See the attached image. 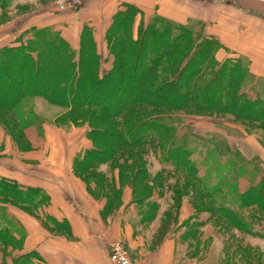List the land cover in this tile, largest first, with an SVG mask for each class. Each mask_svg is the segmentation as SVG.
<instances>
[{
    "label": "trees",
    "instance_id": "trees-1",
    "mask_svg": "<svg viewBox=\"0 0 264 264\" xmlns=\"http://www.w3.org/2000/svg\"><path fill=\"white\" fill-rule=\"evenodd\" d=\"M11 1L0 0V10H7ZM142 14L131 3L115 13L105 35L108 49L105 58L90 26L83 28L77 47L51 27L16 30L0 47V107L21 106L18 124L24 135L29 122L40 121L44 130V121L28 106L34 97H43L61 107L63 112L58 120L63 118L70 125L86 124L93 147L76 157L75 170L86 172L100 163L118 169L120 181L133 187L145 219L146 208L156 214L158 203L148 199L154 191L162 190L157 182L169 174L166 169L155 175L150 173L145 158L147 150L154 149L160 161L171 162L174 170L185 171L195 182L203 183L192 159L201 137L194 130L181 133L183 127L188 129L191 124L186 125L185 118L180 119L179 115L230 114L264 127V76L252 72L246 56L218 59L223 46L207 32L205 21L191 18L181 23L154 14L146 26L144 16L139 20L136 33L138 16ZM104 60H112L109 69L103 67ZM251 90L256 92L255 98L249 95ZM27 98L30 100L26 103ZM215 125L223 126L226 133L234 130L223 124ZM6 126L0 121V129L5 131ZM210 134L212 137L220 133L211 130ZM226 140L225 146L222 145L225 148H221L226 151L225 156L216 154L215 160L223 167L228 166L226 173L232 177L236 175L235 169H242L247 160ZM214 148L217 151V145ZM124 158L130 161V166L123 164L127 162ZM126 168H130L131 177L126 175ZM251 175V178L260 176V180L244 190L236 189L237 183L228 177L224 180L218 177L213 188L206 190L216 211L229 218L233 227L249 232L238 211L218 202L216 193L224 190V195L237 206H255L264 211V174L256 168ZM47 201L48 196L41 189L23 187L17 181L0 177L2 250L14 249L23 238L20 239V222L11 218L8 203L14 202L33 212ZM180 207L181 203L178 210ZM12 257L11 264H20V256Z\"/></svg>",
    "mask_w": 264,
    "mask_h": 264
},
{
    "label": "crops",
    "instance_id": "crops-1",
    "mask_svg": "<svg viewBox=\"0 0 264 264\" xmlns=\"http://www.w3.org/2000/svg\"><path fill=\"white\" fill-rule=\"evenodd\" d=\"M27 1L20 0V7ZM196 1L199 3V0ZM208 1L213 2L214 9H217V4H222L223 7H234L240 11L241 21L245 25L244 32H250L252 28L250 31L248 29L251 23H256L258 34L251 33L257 38L256 41L252 40L256 44L247 42L252 49L250 52L238 47L237 41L232 38L233 33L227 27L214 30L212 20H207L202 17L200 10H195L198 5L193 6L195 0H83L77 12L58 11L52 4L31 22L20 25V32L32 26L51 27L60 31L72 46L77 47L83 28L90 26L96 42L100 44L105 40L115 13L124 9L125 4L131 3L143 12L138 16L137 24L143 16L151 18L154 14L181 23L191 18L203 19L207 32L226 47L218 53L220 60L246 56L250 59L252 72L256 76H264L263 9L258 3L255 5L243 0ZM58 130L46 128L45 131L44 128L45 146L38 152L46 154L47 158L36 163L37 172L33 170L31 175L20 174L18 180L20 186L41 189L48 196L47 203L34 209L33 213L20 207V215L17 214L21 225L20 239L23 237L20 240V253L16 254L20 256V264L24 261L32 264H114L109 254V246L114 241L124 242L136 264H184L183 257L178 254L183 245L179 237L185 221L195 218L188 202L184 201L176 212V224L172 230H168L158 245L151 249L150 245L156 239L159 226L152 233L149 228L153 223L164 220L167 215V208L163 206L166 189L163 194L154 191L148 199L158 202L159 208L153 222L144 225L143 209H138L140 205L133 187L120 181L119 170L108 163H100L89 168V172L86 171L85 174H93L92 177H80L76 174L78 170H75L74 159L89 147L79 146L75 149L64 145L60 133L62 131ZM148 241L151 242L149 245ZM3 263L0 257V264Z\"/></svg>",
    "mask_w": 264,
    "mask_h": 264
},
{
    "label": "rangeland",
    "instance_id": "rangeland-1",
    "mask_svg": "<svg viewBox=\"0 0 264 264\" xmlns=\"http://www.w3.org/2000/svg\"><path fill=\"white\" fill-rule=\"evenodd\" d=\"M54 1L55 0H28L26 3L21 4L22 6L20 7V0H12L10 5L6 7L7 10H0V47L12 37V33L20 29V25L28 21L31 22L35 16H40L48 6L52 4L55 6ZM243 1L255 5L258 3V6L264 11V0ZM212 3L208 0H199L198 3L195 0L193 6L196 7L198 4L195 10H200L203 15H201L202 17H205L207 20H212V28L214 30L218 31L227 27V29L231 30L229 32L233 33L234 36L231 37L237 41L236 44L238 47H243L241 48L243 51L250 52L252 49L247 42L249 41L250 44H256L252 41L257 40V38L253 36V34H258L255 28L256 23H251V26H253L249 27L248 31L252 28L250 32L247 33V30L244 32L245 25L241 21L240 11H237L234 7L231 9L230 7H223L222 4H217V9H214ZM78 9L73 11L77 12ZM229 17H231V22ZM142 19V21L145 22V26L152 20V18ZM202 21L204 20L202 19ZM138 30L139 24L135 27L136 33H138ZM247 35H249V37H247ZM243 39H246L245 42H242ZM97 44L99 52L105 58L108 55L106 41L103 40L100 44L98 42ZM222 46V49L226 48L223 44ZM111 63L112 60H104L103 67L109 69L112 65ZM14 92L15 89H13V93ZM249 95L255 98L256 92L251 90L249 91ZM28 100L30 99L27 98V100L24 101L27 103ZM28 106L30 110L35 112L40 119L44 121L42 127L43 129L45 128V131L46 128L57 131L60 129V131H62L60 133L62 134L64 145L74 148L79 146L93 147V142L87 135L89 128L86 124L77 123L70 125L63 120V118L58 120L63 112L61 107L50 103L45 98L43 99V97L32 98ZM20 110V105L11 109L0 107V121L7 125V130L4 131L0 129V177L17 181L18 183L20 181V174L31 175L30 173H32L33 170L37 172V164L47 158L46 154L38 152L45 146V134L44 130L42 131L41 129L40 121L38 123L35 121L29 122L30 124L28 123L24 135L19 125L20 122L18 124ZM179 116L180 119L185 118L184 120L188 123L186 125L191 124L188 129V126L183 127L181 133L184 134L186 131L194 130L196 135L201 137L200 140L197 141V151L193 154L192 159L195 161L199 170L198 175L203 183L195 182L185 171L180 170L178 172L174 170V165L171 162L160 161L154 149L149 148L147 150L145 158L147 164L149 163L148 168L152 174L162 169H166L169 173L165 175L161 181L157 182V186L162 185L163 187L162 190L159 191L158 189L157 192L163 194L164 189H166L165 191L167 192L166 198H163V206L167 208V215H165L166 218L164 217V220L159 223H153L149 228L150 233H152V230L159 226V232L156 234L155 241H152L150 248H155L159 241L164 238L168 230H172V226L176 224L175 215L178 211L179 204L181 203L182 205L184 201H187L195 218L185 221V227L182 229V234L179 237L183 245L178 254L180 257H183L185 261L184 264H264V211L257 209L255 206L248 208L237 206L227 195H224V190L221 194L216 193L218 202H224L226 206L231 207L234 211H238V215L241 217L240 221L250 230V232L248 230L244 231L237 227H233L230 224L229 218H224L216 211L212 201L206 195V190L213 188L219 180L218 177L221 179L223 178V180L228 177L226 173L228 166L223 167L222 163H217L219 160H215L216 154L222 157L225 156L226 151L221 150V148H225L222 147L223 143H225V138H227V143L232 148L237 149V152H240L242 157L244 156L247 160L246 164L241 165L242 169H235V176L228 177L229 179H234L233 183H237L236 189L239 187L241 190H244L253 181L260 180V176H258V178L253 176L251 178V172H256L257 168L264 174V127L256 123L253 124L235 118L230 114L214 112L191 114L187 112ZM218 123L229 128L231 127L234 129L233 132L229 131V133H226L225 130L222 129L223 126H219L218 128V126L215 125ZM211 130L217 131L220 134L211 137ZM214 145H217V151ZM134 151L137 152L139 150ZM124 160L126 159L124 158ZM123 164L125 166H130V161ZM126 169L128 170L126 175L131 177L130 168ZM107 172L110 171L107 170ZM85 173L87 172L81 171L76 174L80 177H84L85 175V177L88 178ZM92 176H89V178ZM230 182L231 181H229V183ZM187 184L189 187H186ZM230 184H227L225 187L228 188ZM20 207L28 213H33L24 206L9 202L8 212L12 214L13 217L11 218L16 222H20L17 217V214L20 215ZM139 208H141V206H138V209ZM154 211H149V209L146 208L144 225L153 222L155 217ZM187 221L188 223L186 224ZM150 243L151 242H149L148 245ZM19 248L20 241L15 244L14 249L9 248L6 252L0 247V257L3 258V264H10L12 258H14L12 255L20 253ZM126 249L130 252L127 247Z\"/></svg>",
    "mask_w": 264,
    "mask_h": 264
},
{
    "label": "built area",
    "instance_id": "built-area-1",
    "mask_svg": "<svg viewBox=\"0 0 264 264\" xmlns=\"http://www.w3.org/2000/svg\"><path fill=\"white\" fill-rule=\"evenodd\" d=\"M83 0H55L58 11L78 9ZM109 254L114 264H135L130 252L127 251L122 241H114L109 246Z\"/></svg>",
    "mask_w": 264,
    "mask_h": 264
}]
</instances>
